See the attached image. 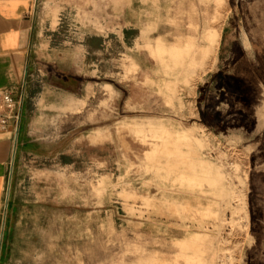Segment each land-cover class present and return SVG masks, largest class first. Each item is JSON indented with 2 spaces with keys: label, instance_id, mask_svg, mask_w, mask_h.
I'll use <instances>...</instances> for the list:
<instances>
[{
  "label": "rangeland",
  "instance_id": "1",
  "mask_svg": "<svg viewBox=\"0 0 264 264\" xmlns=\"http://www.w3.org/2000/svg\"><path fill=\"white\" fill-rule=\"evenodd\" d=\"M34 16L36 147L11 175L1 264H264V0Z\"/></svg>",
  "mask_w": 264,
  "mask_h": 264
},
{
  "label": "crops",
  "instance_id": "2",
  "mask_svg": "<svg viewBox=\"0 0 264 264\" xmlns=\"http://www.w3.org/2000/svg\"><path fill=\"white\" fill-rule=\"evenodd\" d=\"M34 29V0H0V104L2 92H12L20 116L19 124L9 121L7 130L0 129V264L4 211L8 204L7 190L11 175L16 161L30 155L33 152L31 149L36 147L25 128L31 113L29 104L38 89L30 79ZM216 46L212 41L200 51L203 65L215 53ZM151 49L162 51L164 48L158 42ZM19 149L20 152L17 151Z\"/></svg>",
  "mask_w": 264,
  "mask_h": 264
},
{
  "label": "built area",
  "instance_id": "3",
  "mask_svg": "<svg viewBox=\"0 0 264 264\" xmlns=\"http://www.w3.org/2000/svg\"><path fill=\"white\" fill-rule=\"evenodd\" d=\"M17 107V101L13 93L10 91H3L0 104V129L2 131L8 129L9 121H15L16 124H19L20 116L17 113Z\"/></svg>",
  "mask_w": 264,
  "mask_h": 264
}]
</instances>
